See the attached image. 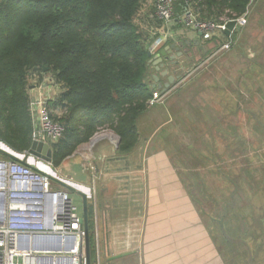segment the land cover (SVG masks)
<instances>
[{"label":"trees","instance_id":"16d2710c","mask_svg":"<svg viewBox=\"0 0 264 264\" xmlns=\"http://www.w3.org/2000/svg\"><path fill=\"white\" fill-rule=\"evenodd\" d=\"M150 1L0 0V142L17 154L29 151L36 126L29 80L39 86L49 75L51 86L60 88L52 107L64 112L51 118L65 127L52 146L53 167L106 130L119 138L116 152L129 154L141 138L138 125L154 94L146 84L151 45L172 29H189L182 22L186 11L196 23L218 25L246 19L254 0H174L170 22L158 19L157 0ZM216 34L222 45L238 33ZM88 217L91 264H96L89 203Z\"/></svg>","mask_w":264,"mask_h":264},{"label":"rangeland","instance_id":"374dc122","mask_svg":"<svg viewBox=\"0 0 264 264\" xmlns=\"http://www.w3.org/2000/svg\"><path fill=\"white\" fill-rule=\"evenodd\" d=\"M242 19L235 28V39L230 35L227 42L215 45L214 51L215 46H209L205 53L190 46L186 50H197L196 57L186 58L184 53L178 63L167 62L165 69L180 79L162 99L167 100V109L172 107L167 110L172 121L162 130L181 134L177 140L169 135L162 145L204 223L212 228L215 243L222 249L227 247L225 242L254 244L255 255L264 264V0H254L246 19ZM218 37L222 40L220 34ZM225 44L228 49L220 50ZM52 83L48 75L39 86L29 80V87H55ZM158 110L150 114L156 120L151 134L161 126L155 125L166 118ZM98 135L110 138L111 149L119 145L117 136L109 130ZM1 144L4 154L11 156V150ZM141 144L139 140L134 149L138 154ZM80 146L57 167H50L52 172L73 183L69 176H76L80 164L96 169L95 148L86 143ZM134 151L128 159L135 163L140 155L135 157ZM29 159L37 162L35 157ZM70 198L82 215L81 197L72 192ZM99 206L96 202L94 207L101 221ZM224 257L228 261L236 259L227 250ZM99 263L105 264V259Z\"/></svg>","mask_w":264,"mask_h":264},{"label":"crops","instance_id":"0c3cea01","mask_svg":"<svg viewBox=\"0 0 264 264\" xmlns=\"http://www.w3.org/2000/svg\"><path fill=\"white\" fill-rule=\"evenodd\" d=\"M150 2L148 0V4ZM143 12L146 10L143 9ZM235 31L236 29L233 32ZM215 32L199 37L197 30L183 29L181 26L180 30L172 29L168 34L163 33L149 48L151 57L148 60L146 76L148 87L155 84L162 89L168 82V77L172 74L164 70L167 62L172 61L171 56L174 55L177 62L180 61L178 53H187L186 58L196 57L197 50L191 52L186 50L190 46L205 53L211 47L218 45L220 38ZM195 41H198V44ZM172 45L178 50L168 53L166 48ZM161 51L166 52L168 59H163V66L157 71V55ZM153 77H157V80L155 81ZM172 88L168 91V95ZM160 89L154 90L153 93L160 94ZM29 90L32 99L44 97L46 101L52 102L51 105L48 102L47 107L54 115L62 114L61 110L52 107L56 103L54 101L58 99L59 87L42 89L29 87ZM166 101L150 105V111L140 119L138 129L141 132L142 144L138 146L139 154L133 151L136 153L135 157L140 155L142 158H137L135 163L133 159L132 161L128 159V153L118 154L117 148L111 149L112 141L109 137L99 136L97 133L96 138L94 136L89 143H86L91 149L95 148L93 154L97 159L96 169L93 166L80 164L79 169L76 167L78 170L76 176L72 174L69 176L74 179L73 183L52 172L50 167L53 165L41 166L40 169L35 170L46 174L52 180L54 188L67 191L69 194L76 193L81 197V203L82 195L87 197V202L92 204L93 209L95 235H97L96 250L99 260L104 258L105 264H261L255 255L254 244L229 245L225 242L227 247L222 249L215 243L210 230L212 228L207 226V222L204 223L203 215L198 212L176 166L169 158L168 151L162 145L169 135L177 140L178 135L181 134L175 132L172 135L173 130L167 134L162 130L172 121L167 111L170 109L164 105ZM156 109L166 114V118L155 125L154 128L161 126L151 134V127L156 120L150 117V114ZM0 160L6 159L0 156ZM36 160L35 163L38 164L39 161ZM87 172L89 175H85L88 174ZM92 192L94 197L91 196ZM96 202L100 205L101 221H99V211L97 212L94 207ZM224 250L229 251L236 259L229 261L225 259ZM248 251L252 253L251 256L247 255ZM102 255L104 257H101ZM118 255L122 256L111 260Z\"/></svg>","mask_w":264,"mask_h":264},{"label":"built area","instance_id":"2783aa9c","mask_svg":"<svg viewBox=\"0 0 264 264\" xmlns=\"http://www.w3.org/2000/svg\"><path fill=\"white\" fill-rule=\"evenodd\" d=\"M173 1H156L158 19H173ZM242 18L223 19L218 25L203 24L196 23L186 11L182 22L204 36L224 32L232 20L241 24ZM228 47L225 44L220 50ZM165 95L154 93L149 105L160 103ZM29 108L36 124L33 141L47 143L52 149L63 137L64 125L52 120L44 97L31 98ZM9 153L10 160H0V264H84L82 216L77 205L67 191L54 188L46 174L36 171L52 162L38 159L37 164L29 159L28 151Z\"/></svg>","mask_w":264,"mask_h":264},{"label":"water","instance_id":"95a60500","mask_svg":"<svg viewBox=\"0 0 264 264\" xmlns=\"http://www.w3.org/2000/svg\"><path fill=\"white\" fill-rule=\"evenodd\" d=\"M237 26V22L235 20L229 21L226 25V30L224 31V34L226 36H230L231 33L235 30ZM198 36L201 37L202 33L198 32ZM196 44H198V41H195ZM172 50H175L177 52L178 49L175 48L174 45H172L170 48L167 47L166 51L168 53L172 52ZM182 53H178V56L180 57ZM151 57V53H148V58ZM163 59L167 60L168 58L166 57V52L161 51L157 55V60L158 63L156 64V70L159 71V69L163 66ZM171 60L173 63H176L175 56H171ZM150 64V61H149ZM148 65V64H147ZM47 71V69H44ZM167 73V70H164ZM153 79L156 81L157 77H153ZM180 79L179 76H169L168 77V82L163 86L162 89H160L159 85L152 84L150 88L152 90L160 89V95H165L168 93V91L173 87V85L176 84V82ZM96 138V137H95ZM118 142L119 138L116 137ZM92 144V141H91ZM3 147L5 146L4 144H1ZM1 153H5L0 149ZM29 154L32 157H35L36 159L42 160L44 162L51 163L52 162V149L49 147L47 143L41 142V141H33L31 144V147L29 149ZM82 227H83V235H84V264H91V254H90V237H89V217H88V202H87V197L82 195ZM122 255L114 256L111 258V260L117 259L121 257Z\"/></svg>","mask_w":264,"mask_h":264}]
</instances>
